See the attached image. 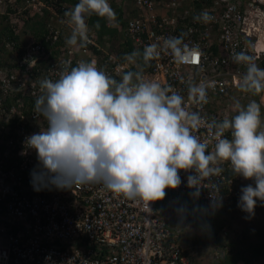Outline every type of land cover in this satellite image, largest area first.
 <instances>
[{
  "label": "built area",
  "instance_id": "built-area-1",
  "mask_svg": "<svg viewBox=\"0 0 264 264\" xmlns=\"http://www.w3.org/2000/svg\"><path fill=\"white\" fill-rule=\"evenodd\" d=\"M133 1L136 16L124 27L118 25L131 52H142L153 43L162 46L165 38L183 33L184 43L198 45L203 53L199 64H177L170 52L161 51L160 57L144 68L146 78L171 85L185 97L190 111L207 119L231 118L237 114L236 100L241 104L254 100L252 93L237 87L246 68L232 57L234 52L244 51L264 69V0ZM45 9L51 15L42 32L37 37L30 33L32 40L19 50L8 41L6 46L13 49L7 61L10 68L0 67V101L15 94L9 108L0 107V264H190L187 248L157 211L156 201L149 202V213L142 200L126 198L102 184L34 190L30 172L38 161L26 137L45 127L43 117L34 110L35 99L41 94L40 81L56 80L66 60L72 66L80 60L93 61L116 79L135 70V65L124 59L127 52L111 51L109 40L100 47L93 33L88 34L86 47L61 44L62 27L54 24L55 17L63 23L69 18L45 0H0V15L15 30L20 29L24 12L26 18L37 14L41 19ZM202 11L214 20L207 24L194 21L193 16ZM189 81L214 85L208 89L207 104L188 100ZM261 107L264 109V104ZM195 134L213 150L214 139L205 128ZM225 136L231 138L230 132ZM221 166L224 172L202 188L197 198L208 209L217 208L210 199V192L216 195V184L220 185L222 206L239 193L241 176L234 175L229 162ZM190 174L180 170L181 185L166 191L191 195L194 189L187 187ZM46 256L51 258L46 260Z\"/></svg>",
  "mask_w": 264,
  "mask_h": 264
},
{
  "label": "clouds",
  "instance_id": "clouds-1",
  "mask_svg": "<svg viewBox=\"0 0 264 264\" xmlns=\"http://www.w3.org/2000/svg\"><path fill=\"white\" fill-rule=\"evenodd\" d=\"M64 6L67 4H61V9ZM92 14L105 18L109 26L117 19L109 0H79L64 14L69 18L68 23L55 17L54 24L62 27L61 44L86 47L88 34L95 35L86 22ZM50 15L44 16V24ZM37 17L34 14L29 21H36ZM193 19L207 24L214 16L202 11ZM3 21L9 26L6 18ZM23 25L22 21L20 29L15 31L23 30L22 39L27 38L29 42L32 40L29 34L33 32ZM95 27L99 29L98 22ZM4 42L6 50L2 52L8 55L3 60L8 61L13 49L6 46L8 40ZM110 42L112 51L113 41ZM98 45L104 48L105 41H98ZM129 49L122 53L127 52L124 59L135 65V70L121 73L120 79L98 68L93 61L80 60L72 66L66 60L56 80L40 81L41 94L35 99L34 110L43 117L45 127L26 137V144L35 150L38 161L30 172L34 190L102 184L126 198L142 200L151 213L149 202L163 200L166 189L181 185L180 170L192 173L187 176V187L194 189L191 195L198 198L201 189L213 184V178L224 172L222 163L229 162L234 175L254 181L255 186L241 187L237 205L248 214L246 218L253 217L257 201L264 202L261 105L256 100L246 105L236 100V115L221 120L207 119L199 112L190 111L185 106V97L171 85L146 78L144 68L159 58L161 51L170 52L177 64H199L203 53L198 45L185 44L183 33L165 38L162 46L146 45L142 52ZM232 58L246 68L237 87L245 93H264V69L255 59L244 51L234 52ZM209 87L214 85L189 81L188 100L201 106L207 104ZM202 127L214 139L211 151L208 143L195 134ZM226 132H230L231 138L225 136ZM215 192L216 195L210 192V199L219 208L223 200L220 185H215ZM177 212V222L188 231L189 223L182 221L188 215L187 209L181 207ZM172 229L178 239L179 227ZM190 250L187 248L191 256Z\"/></svg>",
  "mask_w": 264,
  "mask_h": 264
},
{
  "label": "trees",
  "instance_id": "trees-1",
  "mask_svg": "<svg viewBox=\"0 0 264 264\" xmlns=\"http://www.w3.org/2000/svg\"><path fill=\"white\" fill-rule=\"evenodd\" d=\"M47 5H50L51 8L57 9V10H63L64 13L73 8L76 3L79 2V0H45ZM65 3L67 4V7L65 6L61 9V4ZM109 3L111 7L114 9V11L117 14V19L115 22L111 23V26H109V22L105 18H101L96 16L95 14H92L91 16H88L86 18V22L89 26V30L92 32H95V36L98 39V41H119L121 38H123L122 45L124 48L123 51L130 50L131 47L129 40H127L126 36L124 35L123 31L120 30L118 27L114 26L113 23H116L117 25L124 27L125 24L128 23L130 19H132L134 16H136V8L134 5L133 0H109ZM27 12V11H26ZM26 12L23 13L21 18L24 21L25 28H30L33 32V35L37 37L42 32L43 26H44V20L46 15H49V12L47 9H45V17L41 19H37L36 21H29L30 17H27ZM3 18H6L5 16L1 18L0 16V28H1V35H0V51L6 50L4 44L5 40L13 41V49L19 50V46L25 44V42H28V39H22V35L24 34L23 30L19 32H16L14 29V26L10 27L3 21ZM7 19V18H6ZM29 19V20H28ZM99 23L100 27L97 30L95 27L96 23ZM37 39V38H36ZM121 45V44H120ZM119 46V45H118ZM120 47V46H119ZM0 67H7L10 68V66L7 64V61H4L0 59ZM2 92H0V98L2 97ZM20 96V95H19ZM25 99L28 98L25 96ZM15 100V94L10 93L4 101H0V107L3 105L5 108H9L10 104H12ZM1 148V145H0ZM182 197L187 198H193L195 199V202L191 205H196L205 208L207 211H210L209 219H213L217 214L223 215L225 211L227 210L228 204L235 200L236 197H232V199L228 202V204H225L221 206L220 208L216 209H208L206 208V205L202 203L197 198L193 197L192 195H183L178 194ZM216 214V215H215ZM214 215V217H213ZM248 239L247 235L243 236V239L235 238L233 242L230 244L229 242L226 243L223 246L224 252L220 254V257H217L216 260L220 264H253V261H255L258 256L264 255V228H258L254 231V234L252 236V239L248 242L245 241ZM198 256L196 257V260L192 259V262L190 264H199L198 262Z\"/></svg>",
  "mask_w": 264,
  "mask_h": 264
},
{
  "label": "rangeland",
  "instance_id": "rangeland-1",
  "mask_svg": "<svg viewBox=\"0 0 264 264\" xmlns=\"http://www.w3.org/2000/svg\"><path fill=\"white\" fill-rule=\"evenodd\" d=\"M7 55L8 54L6 52L0 51V59L3 60V58H6ZM243 105H246V103H244ZM181 204L182 203H180V205ZM181 207L187 209L186 213L188 215L182 221H187L189 223V227H186L189 229L187 231L184 227L185 225H181L178 223V227L180 229L178 240L181 244L186 245L188 249H192L190 250L192 252V259H194L193 254H196V256L200 258V260H198L199 264H216V256H221L220 254L224 252V250H222L223 246L227 242H230L229 240H232L233 242V240L237 237L243 239L244 234L248 236L249 240H251L246 232L247 224L251 223L252 225V220L254 219L256 221L257 219H264V214H258L256 210L255 215L251 217L252 219L249 220L248 218H246L248 214L243 211L240 212V215L234 218L233 216L229 217V215L233 213V211L231 210H234V208L231 206L227 207V210L223 215L215 214V217L213 215V219H209L208 214L210 213V211H207L203 207H196V205H191L189 207L179 206L178 208ZM175 213H178L177 210ZM231 221H235V225L231 224ZM255 224L258 228H264V221H257ZM223 232L227 233L223 234ZM232 242H230V244ZM262 257V259L264 260V255ZM257 264H260V262L258 261Z\"/></svg>",
  "mask_w": 264,
  "mask_h": 264
},
{
  "label": "crops",
  "instance_id": "crops-1",
  "mask_svg": "<svg viewBox=\"0 0 264 264\" xmlns=\"http://www.w3.org/2000/svg\"><path fill=\"white\" fill-rule=\"evenodd\" d=\"M113 25L119 28V26L116 23H113ZM122 41H123V38H121L119 41H113V43H112V51L113 52H124L123 49H122V48H124L123 45H122ZM252 95H253V99L256 100L261 106L264 104V93H260V94H256V95L252 94ZM263 110L264 109L261 107L262 119H264ZM248 184H253V186H255L253 180H251V179H247L246 180V179H244L241 176V178L239 180V183H238L239 196L241 195V191H240L241 187L242 186H246ZM166 193L167 194H166V196H165V198L163 200L156 201V209H157V211H159V213L163 214V216L167 218L168 223L170 224V226L177 230V227H178L177 219H178V217H177V214L175 213L176 210L179 209L178 208L179 206H186V207L191 206V204L195 202V199H193V198L189 199L187 197H182V196H180V195H178L176 193L170 192V191H166ZM238 197L228 204L229 206L234 208V210H231V211H233V213L231 215H229V217L233 216V218H234V217L240 215V212H242L241 209L237 206L238 205V200H239ZM180 203H182V204L180 205ZM255 210L258 212V214H262V213L264 214V202L257 201V206H256ZM249 219H252V218H248V220ZM255 221H256L255 219L252 220V225H251V223H248L247 227H246V229H247L246 232L249 235L250 239H252L254 231L256 229H258V227L256 226L255 223L257 221H259V222L264 221V219L263 218H262V220H258L257 219V221L256 222ZM234 222L231 221V224L235 225ZM188 225L189 224H187L186 226H188ZM237 238H239V237H237ZM229 241L232 242V240H229ZM246 241L248 242L249 239H247ZM190 253L192 254L191 251H190ZM193 256H194V260H196V257H197L196 254L195 255L193 254ZM262 258H263L262 256H258V258L255 261H253V263L257 264L258 261H259L260 264H264L263 263L264 260ZM198 259L200 260L199 257H198Z\"/></svg>",
  "mask_w": 264,
  "mask_h": 264
}]
</instances>
